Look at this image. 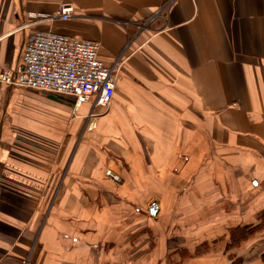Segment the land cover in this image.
I'll return each mask as SVG.
<instances>
[{
    "label": "crops",
    "instance_id": "crops-1",
    "mask_svg": "<svg viewBox=\"0 0 264 264\" xmlns=\"http://www.w3.org/2000/svg\"><path fill=\"white\" fill-rule=\"evenodd\" d=\"M32 30L121 65L98 117L0 83V264H264V0H0L2 64Z\"/></svg>",
    "mask_w": 264,
    "mask_h": 264
},
{
    "label": "built area",
    "instance_id": "built-area-1",
    "mask_svg": "<svg viewBox=\"0 0 264 264\" xmlns=\"http://www.w3.org/2000/svg\"><path fill=\"white\" fill-rule=\"evenodd\" d=\"M73 11L74 5L66 2L53 14L41 17L67 20ZM27 26L28 23L22 28ZM100 49L97 40L53 30H32L24 42L19 64L10 67L0 62V83L73 97L76 111L82 104L91 103L89 115L98 117L114 100L121 65L118 59L107 64ZM106 174L113 181L121 180L111 170Z\"/></svg>",
    "mask_w": 264,
    "mask_h": 264
},
{
    "label": "trees",
    "instance_id": "trees-1",
    "mask_svg": "<svg viewBox=\"0 0 264 264\" xmlns=\"http://www.w3.org/2000/svg\"><path fill=\"white\" fill-rule=\"evenodd\" d=\"M261 224H257L255 226H244V227H238L235 229V231L232 234V240L230 242L231 246H236L241 243L244 239H248L250 236H252L256 231L260 229ZM263 225V223H262ZM261 225V226H262Z\"/></svg>",
    "mask_w": 264,
    "mask_h": 264
},
{
    "label": "water",
    "instance_id": "water-1",
    "mask_svg": "<svg viewBox=\"0 0 264 264\" xmlns=\"http://www.w3.org/2000/svg\"><path fill=\"white\" fill-rule=\"evenodd\" d=\"M150 212L153 214V215H156V213L158 212V208L156 205H153Z\"/></svg>",
    "mask_w": 264,
    "mask_h": 264
}]
</instances>
